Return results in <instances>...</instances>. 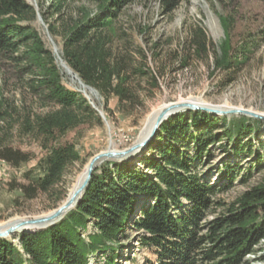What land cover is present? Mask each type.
Segmentation results:
<instances>
[{
	"label": "trees",
	"instance_id": "obj_1",
	"mask_svg": "<svg viewBox=\"0 0 264 264\" xmlns=\"http://www.w3.org/2000/svg\"><path fill=\"white\" fill-rule=\"evenodd\" d=\"M48 1L45 8L46 0H37V9L27 0H0V60H21L19 52L24 48L25 57L42 73L31 89L41 105L53 106L45 114L21 116L23 131L39 139L44 150L38 162L43 174L34 177L30 170L26 183L12 184L26 199L49 193L62 181L66 169L81 159L73 142L59 138L93 121L103 123L90 101L63 82L55 55L46 48L34 24L37 13L53 36L63 38L64 61L101 94H114L121 103H132L137 96L131 80L149 73L133 68V55L115 53L112 33L103 32L127 5L141 0H88L99 5L94 14L85 6L72 9L74 0ZM160 1L169 13L185 0ZM192 36L190 50L207 54L210 41L206 32L200 28ZM239 51L246 53L249 47ZM239 53L223 46L216 67L232 69ZM15 111L0 101L1 121L10 124ZM260 123V119L245 115L228 120L206 111L188 110L171 116L147 150L137 156V165L129 158L99 165L80 203L61 221L37 232H22L16 243L0 238V264H90L91 255L98 253L106 255L103 264H118L131 228L139 248L152 251L154 259L146 258L143 264L247 263L248 255L262 251L256 246L264 239V182L223 204L214 196L217 185L209 172L200 167L210 165L212 146L222 135L232 144V155L255 154L252 137ZM31 158L0 139V159L19 167ZM218 170L221 180L232 181L240 168L238 163H227ZM213 212L217 214L208 217ZM90 220L95 231L87 240L81 231ZM127 259L138 263L131 256Z\"/></svg>",
	"mask_w": 264,
	"mask_h": 264
},
{
	"label": "rangeland",
	"instance_id": "obj_2",
	"mask_svg": "<svg viewBox=\"0 0 264 264\" xmlns=\"http://www.w3.org/2000/svg\"><path fill=\"white\" fill-rule=\"evenodd\" d=\"M27 1L36 6L37 0ZM49 4L46 0L45 8ZM81 6H85L91 14L99 9L95 1L74 0L71 4L75 11ZM34 24L46 48L54 53L63 82L90 101L103 123L93 121L92 125L70 130L59 138L62 142H73L81 159L66 169L62 181L49 193H41L33 199L24 198L17 188H12V184L26 183L30 170L34 177L43 174L38 162L43 158L44 150L39 139L23 131L21 116L26 113L45 114L53 106L41 105L32 91V82L39 80L42 73L25 57L24 48L19 52L21 60L10 57L0 60V101L5 107L16 110L10 124L0 120V139L32 156L29 162L19 167L0 159V225L56 210L67 200L90 160L110 147L121 150L137 142L143 137L149 115L161 105L196 98L209 104L239 107L264 114L263 0H185L169 13L164 11L160 0H141L127 5L103 32L112 33L115 53L133 55V68L141 67L149 72L143 78L137 76L131 80L137 96L132 103H121L118 96H105L93 87L94 93H91L90 88H85L79 79L74 78L76 73L64 61L61 35L53 36L48 24L39 20L38 16ZM200 28L210 41L208 53L203 55L190 50L192 35ZM223 46H228L234 54L239 53L243 46L249 47V51L239 53V59L233 60L232 69H218L216 59L221 55ZM185 61L187 65L183 66ZM152 75L157 82L152 80ZM218 116L231 120L244 115ZM260 120L252 137L255 154L243 152L239 156L232 155V144H228V139L222 135L212 146L210 165L205 163L200 167L209 172L207 175L217 185L214 196L223 204H230L249 188L264 182V120ZM142 154L129 159H133L137 165V156ZM227 163L239 164L240 171L232 181L221 180L218 170ZM138 167L142 168L140 165ZM215 214L217 212L209 213L208 217ZM92 222L90 220L81 231L87 240L95 231ZM20 233L9 239L16 243ZM128 237L120 250L118 264H143L146 258L154 259L149 248H139L134 229H130ZM260 247L262 251L248 255L249 261L243 264H264V259L259 257L264 256V239L256 246L257 249ZM105 256L102 253L91 255L90 264H103ZM127 256L135 258L138 263L131 262Z\"/></svg>",
	"mask_w": 264,
	"mask_h": 264
},
{
	"label": "water",
	"instance_id": "obj_3",
	"mask_svg": "<svg viewBox=\"0 0 264 264\" xmlns=\"http://www.w3.org/2000/svg\"><path fill=\"white\" fill-rule=\"evenodd\" d=\"M37 16L39 20H43L39 12L37 13ZM66 69L68 72H70L69 70H71L70 68ZM70 73H73V71H71ZM74 78L79 79L80 83L83 86L90 88V90L92 91L94 90L92 87L85 85L77 76V74H75ZM188 110L206 111L214 115L228 116L233 114H240L264 120V114L257 113L252 110L243 109L239 107L219 108L216 106H205L191 98L166 104V106L158 113V116L154 121L153 125L151 126L150 131L148 132V134H146L144 138H140L137 142L133 143L127 148L121 150L109 148L106 151H102L96 154L87 165L85 178L82 184L68 197L67 201L63 205L59 206L56 210L47 215L32 218H24L17 222H14L6 229L0 230V238L9 239L18 232H37L61 221L68 214V212H70L80 203L88 185L90 184L93 173L100 163L106 160L128 159L137 154H142L144 151L147 150L149 144L156 138L163 122L168 120L173 115Z\"/></svg>",
	"mask_w": 264,
	"mask_h": 264
},
{
	"label": "bare ground",
	"instance_id": "obj_4",
	"mask_svg": "<svg viewBox=\"0 0 264 264\" xmlns=\"http://www.w3.org/2000/svg\"><path fill=\"white\" fill-rule=\"evenodd\" d=\"M70 72H71V70H69ZM72 74V73H71ZM86 88V87H85ZM89 89V88H88ZM89 91L91 92V93H94L92 90H90L89 89ZM93 95V94H92ZM191 99H194V100H197V101H199L202 105H205V106H216V107H219V108H230V107H232V106H225V105H217V104H209V103H207V102H205V101H203V100H200V99H196V98H191ZM226 104H228V105H230L229 103H226ZM166 106V104L165 105H161V106H159V107H157V108H155L152 112H151V114L149 115V117H148V120H147V125H146V127H145V129H144V132H143V137L142 138H144L145 136H146V134H148V132L150 131V129H151V126L153 125V123H154V121L156 120V118H157V116H158V113L164 108ZM110 148H113V147H110ZM87 168V167H86ZM85 172H86V170H84V172L80 175V177H79V179L77 180V182L73 185V187H72V191H71V193H70V195L82 184V182H83V180H84V178H85ZM69 195V196H70ZM68 196V197H69ZM68 199V198H67ZM67 201V200H66ZM66 201H64L61 205H63ZM51 213V212H50ZM49 214V213H48ZM47 215V214H46ZM43 216V215H42ZM15 220V221H14ZM12 222H9L8 224H3V225H0V230H4V229H6V227H9L11 224H13L14 222H17V221H19V220H21V219H19V220H16V219H14Z\"/></svg>",
	"mask_w": 264,
	"mask_h": 264
}]
</instances>
